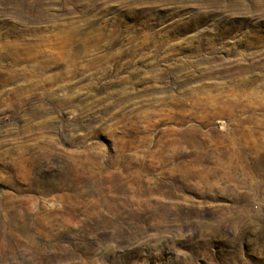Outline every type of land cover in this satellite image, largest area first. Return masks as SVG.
Masks as SVG:
<instances>
[{"label":"rangeland","instance_id":"obj_1","mask_svg":"<svg viewBox=\"0 0 264 264\" xmlns=\"http://www.w3.org/2000/svg\"><path fill=\"white\" fill-rule=\"evenodd\" d=\"M0 264H264V0H0Z\"/></svg>","mask_w":264,"mask_h":264},{"label":"bare ground","instance_id":"obj_2","mask_svg":"<svg viewBox=\"0 0 264 264\" xmlns=\"http://www.w3.org/2000/svg\"><path fill=\"white\" fill-rule=\"evenodd\" d=\"M5 49V48H4Z\"/></svg>","mask_w":264,"mask_h":264}]
</instances>
